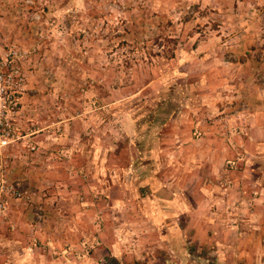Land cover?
I'll return each instance as SVG.
<instances>
[{
    "label": "rangeland",
    "instance_id": "374dc122",
    "mask_svg": "<svg viewBox=\"0 0 264 264\" xmlns=\"http://www.w3.org/2000/svg\"><path fill=\"white\" fill-rule=\"evenodd\" d=\"M0 4L7 8L0 9V56L9 50L19 53L13 62L23 76L19 102L26 93L22 64L32 57L45 84V90L36 91L35 129L55 136L64 133L67 147H80L77 154L47 156L64 159L65 164L53 167L46 178L53 184L60 181L61 189L67 190L63 195L77 196V204L93 212L77 223L59 220L63 227L72 223L83 227L79 239L88 244L76 251L77 256L109 264H216V242L239 246L247 241L239 232L216 235L207 248L205 243L196 247L181 232L165 236L170 219L162 215L160 221L154 212L168 214L171 207L167 202L158 206L153 196L166 198L167 193L159 186L145 187V182L170 175L168 153L177 145L175 136L186 132V140H205L207 129L214 126L212 131L226 135L227 144L232 142L240 123L216 121L218 108L222 117L242 104L250 116L255 114L264 86V0H0ZM134 115L141 116L143 127L146 119L155 120L161 132L140 138ZM218 140L209 144L217 147ZM16 143L3 153L17 156L31 146L34 154L40 148L34 143L17 148ZM52 145L55 151L62 146L57 139ZM237 157H228L224 166ZM260 163L254 159L250 165ZM21 166L10 164L9 182L17 183L11 175ZM80 183H89L92 193L74 191ZM28 187L36 192L30 203L10 200L7 206L31 205L35 221H41L37 215L42 211L33 202L50 197L51 188ZM179 196L172 205L184 209L186 195ZM59 207L64 213L71 208L64 202ZM176 221L180 227L181 220ZM112 237L116 248L108 251ZM238 255L235 251L224 261L241 264Z\"/></svg>",
    "mask_w": 264,
    "mask_h": 264
},
{
    "label": "crops",
    "instance_id": "0c3cea01",
    "mask_svg": "<svg viewBox=\"0 0 264 264\" xmlns=\"http://www.w3.org/2000/svg\"><path fill=\"white\" fill-rule=\"evenodd\" d=\"M0 9L7 10L2 4ZM21 42L20 44L25 43L22 38ZM35 60L31 57V60L22 64L26 75V93L21 97L18 113L11 119V123L20 137L15 145L17 148H20V145L33 143L40 148L38 152L31 154L30 159L13 161L16 166L21 164L23 166L15 167L11 179L20 186L49 187L51 195L42 200L37 198L33 202V206H38L42 211L41 221H35V211L32 210L31 205L22 207L15 202L8 204L3 217H0V264H109L76 255V251H80L88 243L79 239L83 235V227L74 223H77L83 215H92L93 212L85 211L81 204L78 205L77 196L73 199V196L63 195L62 193L67 190L61 189L60 181L53 184L46 180L49 179L47 177L49 170L56 165L65 164L64 159L50 160L47 156L77 154L80 147L77 145L67 147L64 133L55 136L51 131L40 133L35 129V124L39 123L34 116L36 109L39 108L37 93L45 90V84L38 77ZM260 89L262 93L258 94L259 100L254 108L256 112L252 116L249 114L248 106L244 104L237 108L233 107V114L227 117H222L220 114L222 111L218 108V114L214 116L216 121L220 123L221 119L227 118L235 124L240 123V131L235 132L232 142L227 144L224 141L226 135L220 137V132L212 131L215 129L214 126L207 129L205 140L201 138L186 140V132L175 136L177 145L171 146V151L168 153L171 161L167 166L172 169L170 175L165 180L150 177L145 182V187L148 184L159 186L167 193L166 198H161L160 194L153 196L158 206L167 202L171 207L168 214L159 210L154 212L156 219L160 221L162 215L170 219L169 223L166 222L165 236H180L181 232L182 237L185 235L190 238L196 247L205 243L207 248H210L212 239L216 235L228 237L239 232L242 237H246L247 241L239 246L233 242H216V264H238L235 261H224L227 255H233L235 251L242 257L239 260L241 264H264V256H262L264 255V86H260ZM219 107L223 108L220 105ZM132 119L135 122V132L140 138L153 137L152 133L158 135L161 132V125L153 119H146V127L142 126L141 116L134 115ZM59 123L62 127L63 122ZM55 139L62 144L61 147L56 148V151L50 147L55 143ZM216 139H219L217 142H220V145L217 144L215 147L209 144ZM158 150L162 151V149ZM236 154L239 156L236 158L237 162H233L228 167L224 166V162L227 163L226 159ZM254 159H261V163L256 166L250 165ZM181 173L185 175L180 176ZM80 185L74 191L80 192L81 189L82 193H92L89 183ZM56 194L60 195V198H57ZM179 195H186L184 209L183 206L179 208L178 205V209H175L172 205L174 200L181 197ZM84 198L87 200L88 197L84 196ZM60 202L71 208L64 213L59 207ZM208 212L211 213L209 217ZM61 219L75 220V222L63 227L59 223ZM176 219L181 220V228L176 226ZM91 235L93 234L90 233V238L93 239ZM91 243L95 241L92 240ZM107 248L108 251L116 248L113 237L107 242ZM251 252H257L256 256H249Z\"/></svg>",
    "mask_w": 264,
    "mask_h": 264
},
{
    "label": "built area",
    "instance_id": "2783aa9c",
    "mask_svg": "<svg viewBox=\"0 0 264 264\" xmlns=\"http://www.w3.org/2000/svg\"><path fill=\"white\" fill-rule=\"evenodd\" d=\"M15 58H19L16 50H9L3 57L0 56V217H3L10 200L26 204L36 197V192L28 186L13 184L6 177L10 164L15 161L13 159L25 160L32 154L29 151L34 149L30 146L17 156L3 153L5 148L12 147L20 138L11 123L18 113L19 95L23 89V76L13 64ZM9 157L11 160H8ZM37 217L41 216L38 214Z\"/></svg>",
    "mask_w": 264,
    "mask_h": 264
}]
</instances>
